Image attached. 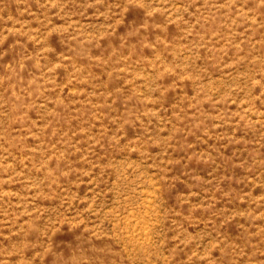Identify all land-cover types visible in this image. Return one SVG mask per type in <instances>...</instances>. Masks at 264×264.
<instances>
[{"label": "rangeland", "instance_id": "374dc122", "mask_svg": "<svg viewBox=\"0 0 264 264\" xmlns=\"http://www.w3.org/2000/svg\"><path fill=\"white\" fill-rule=\"evenodd\" d=\"M0 264H264V0H0Z\"/></svg>", "mask_w": 264, "mask_h": 264}]
</instances>
